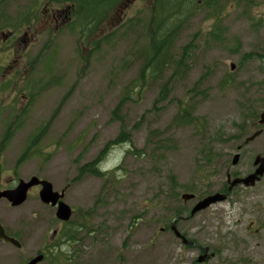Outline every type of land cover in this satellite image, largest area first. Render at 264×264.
I'll return each mask as SVG.
<instances>
[{"label":"rangeland","instance_id":"rangeland-1","mask_svg":"<svg viewBox=\"0 0 264 264\" xmlns=\"http://www.w3.org/2000/svg\"><path fill=\"white\" fill-rule=\"evenodd\" d=\"M153 1L114 9L98 32L110 37L94 51L66 30L55 11L65 7L53 0H0L2 182L37 176L64 191L78 234L56 247L54 264H264V175L189 217L227 173L245 176L264 155V133L243 142L256 128L250 115L264 108V0H219L214 8L197 0L171 50L178 56L189 43L186 71L172 77L165 69L141 91L129 88L131 99L119 106L139 72ZM163 84L168 94L156 101ZM181 107L196 120L174 122ZM121 132L129 142L109 150L105 177L76 178ZM32 136L38 152L20 159ZM183 193L195 196L185 201ZM16 210L18 220L37 222V239L59 227L37 192ZM178 212L176 228L194 244L170 230Z\"/></svg>","mask_w":264,"mask_h":264},{"label":"trees","instance_id":"trees-1","mask_svg":"<svg viewBox=\"0 0 264 264\" xmlns=\"http://www.w3.org/2000/svg\"><path fill=\"white\" fill-rule=\"evenodd\" d=\"M57 6L65 7L63 12L56 9V13L64 18L66 30L77 36V42L86 43L92 46L93 50H98L101 43H105L110 34L99 35L100 29L108 20L111 12L122 4L125 0H53ZM219 0H203L206 7H215ZM197 3V0H154L152 4V17L147 26H145L142 37L145 38V43L140 47L139 54L142 62L139 68L136 79L132 80L128 86L124 88L119 106L128 99H131L129 88H137L141 91L145 87L147 79L155 80L165 71L171 68L172 77L182 76L185 72L187 65L185 58L188 55L189 43L180 48L178 56H174L172 51L173 43L178 31L181 27L182 21L191 7ZM63 5V6H62ZM56 14V15H57ZM64 14V16H62ZM43 48L41 56L44 57L43 65L47 69L50 53L46 48ZM44 54V55H43ZM37 60V58H35ZM46 65V66H45ZM1 70V67H0ZM50 80L48 84H50ZM168 94L167 85L163 84L160 87L157 100L164 99ZM116 110L113 111V114ZM112 114V116H113ZM253 121L258 117V114L250 115ZM196 120L190 114L187 107H181L174 117L173 121L178 123H192ZM246 131V127L242 126L240 132ZM36 135V134H35ZM36 136L29 137L27 144L23 149L20 159H27L37 150H33L31 145L35 141ZM128 138L121 132L118 137L107 142L104 147L99 151L95 158L87 163L79 165L77 168V177L80 178L84 175H93L95 177L104 178L107 171H103L100 164L105 159L112 146L120 143H127ZM179 216L180 213H176ZM69 227H64L58 233L60 237H68L70 241H74L78 234L75 226L71 225L70 221L66 223Z\"/></svg>","mask_w":264,"mask_h":264},{"label":"flooded vegetation","instance_id":"flooded-vegetation-1","mask_svg":"<svg viewBox=\"0 0 264 264\" xmlns=\"http://www.w3.org/2000/svg\"><path fill=\"white\" fill-rule=\"evenodd\" d=\"M258 121H259V115L255 122L256 123L255 130L260 129L262 130V133H264V124H259ZM241 148H242L241 146H237V150H240ZM254 169L255 167L252 169V171H254ZM226 176H227L226 181L224 182L222 187L218 189V191L216 192L226 193L228 191V186H229L228 176L230 177V179L234 177H242V175L238 172L227 173ZM18 181L19 179L15 180L12 178L11 182H7L5 178H3V182H2L0 175V192L6 190H12L17 185ZM33 188L37 189V191H30ZM39 189H40L39 184L30 187L27 191V197L31 192H37V196H38ZM25 201L23 203H25ZM23 203L14 206L6 198L0 197V264H29L31 260H33L38 256H41V258L35 264H54L53 256L56 247H60L61 245L64 246L70 243V239L68 237H59L57 235V233H59L61 229L67 227L68 224L66 223H68L70 220L61 221L57 219L55 217L56 207L50 204L42 203L40 201L43 207H47L51 209L52 213L54 214L51 220H53V222L56 221L54 223H57L59 227L55 228L53 224L51 226L52 228L50 232L48 229L45 233V236L42 235L41 238L37 239L36 235L34 234V231H37L36 228H38V224L35 225V223L37 222L30 221L24 223L22 217H21L22 219L18 220L21 213L18 212L16 209L22 206ZM176 218H178V216ZM44 223H46L45 229L48 228L49 220L47 221L41 220L39 224L42 225ZM61 226L63 228H61Z\"/></svg>","mask_w":264,"mask_h":264},{"label":"water","instance_id":"water-1","mask_svg":"<svg viewBox=\"0 0 264 264\" xmlns=\"http://www.w3.org/2000/svg\"><path fill=\"white\" fill-rule=\"evenodd\" d=\"M233 68V66H231ZM259 124H264V108L259 114ZM262 133V130H256L251 135L247 136L244 139V143H248L252 141L255 137L259 136ZM238 154H235L232 158V164L235 165L238 161ZM253 165L255 166L254 171L251 173L242 176V177H235L230 179L228 176V191L226 193L215 192L210 195L205 196L202 199H199L191 208L189 217H192L195 213L206 209L210 205L225 200L226 196L229 194L230 190L236 185H243L245 187L253 186L256 181L260 179V177L264 174V155H257L254 158ZM40 185V189L38 192L39 199L42 203L50 204L56 207L55 216L57 219L61 221H67L70 219L72 215L71 207L62 200L63 191L57 192L53 190L52 184L45 180L40 179L37 176H32L28 180L20 179L17 185L12 190H6L0 192V197L6 198L12 205L17 206L23 203L27 197V191L30 187L34 185ZM194 198L193 194L183 193L181 194V199L188 200ZM181 218V217H180ZM176 221L170 225V229L173 234L181 240L184 244H194L192 241L187 240L176 228ZM202 249V248H201ZM206 251V249H204ZM41 256H38L31 260L29 264H35L39 261ZM206 258L205 255H201L198 257V261L201 262Z\"/></svg>","mask_w":264,"mask_h":264}]
</instances>
